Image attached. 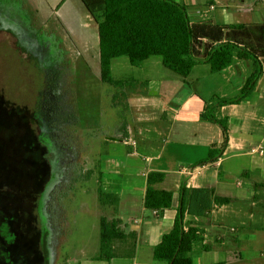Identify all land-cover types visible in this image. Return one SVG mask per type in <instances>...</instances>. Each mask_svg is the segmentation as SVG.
<instances>
[{"label":"rangeland","instance_id":"374dc122","mask_svg":"<svg viewBox=\"0 0 264 264\" xmlns=\"http://www.w3.org/2000/svg\"><path fill=\"white\" fill-rule=\"evenodd\" d=\"M136 80L127 108L116 107V89L101 80L98 23L83 0H0V255L12 264H83L97 252L99 170L103 190L119 194L128 214L140 218L129 203H159V194L146 196L141 178L120 165L116 150L119 128L136 123L145 104L137 96L162 100L159 85ZM231 182V205L215 215L225 219L237 209L226 224L248 239L242 223L255 211L254 181L240 171ZM194 248L199 260L203 250Z\"/></svg>","mask_w":264,"mask_h":264},{"label":"crops","instance_id":"0c3cea01","mask_svg":"<svg viewBox=\"0 0 264 264\" xmlns=\"http://www.w3.org/2000/svg\"><path fill=\"white\" fill-rule=\"evenodd\" d=\"M174 1L187 8L195 28L196 58L205 60L213 46L236 41L241 43V47L259 49L257 60L253 65L249 63L251 59L235 58L230 67L219 73H212L208 63L200 62L193 69L195 78L188 81L190 84L183 82L182 78L176 79L172 75L175 73L167 72L159 57L150 58L142 68L133 67L127 56H123L127 60L116 58L112 61L114 78H138L149 88L157 84L162 97V100H157L137 96L138 102H145L138 106L137 122L124 123L115 137L118 144L116 150L124 159L120 165L141 178V188L146 196L148 175L161 173L163 177L161 182L152 186L153 193L160 195L159 203H152L154 206L129 203L130 207H139V219L124 211L128 205L120 202L119 218L124 223L125 231L137 235L133 251L126 249L123 258L101 261L97 259V249L83 264H166L155 260L154 250L162 236L173 228L183 187L213 188L218 199L230 200V203L217 207L204 218L186 216L185 221L203 233L204 241L194 248V251L201 248L203 254L199 260L193 257L194 264H236L233 263L234 259L246 264H264V248L258 250L264 243V155L250 153L253 148H264V36L260 31L264 26V4L257 0ZM238 25H247L248 28L239 30L235 28ZM257 64L261 74L256 86L246 97L234 103L243 97L247 84L257 71ZM215 100L226 102L216 108V115L227 127L228 144L215 163L195 169L196 164L209 157L211 146L218 148L223 143L220 124L208 122L202 116L207 106ZM158 101L162 103L160 109ZM139 149L147 156H137ZM174 151L176 156L172 155ZM146 159H149L148 163ZM99 171L105 185V172ZM240 171L246 172L247 178L254 181L256 190V204L252 205H256L255 211H252L248 221L245 219L242 223L243 228L251 230L248 239L245 234L239 233V228H229L226 224V219L238 217L237 209L235 212L227 211L225 219L215 215V212L231 205L229 191L234 185L231 180ZM236 185L242 186V183L237 182ZM156 211L158 215L154 214ZM229 232L233 234L232 237H228ZM243 246L246 250L240 251Z\"/></svg>","mask_w":264,"mask_h":264},{"label":"trees","instance_id":"16d2710c","mask_svg":"<svg viewBox=\"0 0 264 264\" xmlns=\"http://www.w3.org/2000/svg\"><path fill=\"white\" fill-rule=\"evenodd\" d=\"M83 3L95 15L98 23L101 80L116 89L112 96L116 107L122 106L126 109L127 89L139 85L136 80L113 77L112 61L116 58L127 56L133 67L142 68L150 58L159 57L165 68L179 75L187 84H190L188 78L200 62L208 63L212 73H219L230 67L235 58L257 60L259 49L241 47V43L236 41H226L213 46L205 60L196 58L194 54L197 42L195 28L191 23L187 8L174 0H83ZM235 28L245 30L248 27L238 25ZM261 29L264 36V26ZM257 67L259 68L258 64ZM260 72L256 71L247 84L243 97L234 103L253 91ZM225 103L224 100L213 101L202 115L204 120L220 124L223 129V143L218 148L211 146L209 157L196 164L195 169L215 163L227 147L229 140L227 127L216 115V108ZM92 174V170H87L86 178L90 179ZM245 174L246 172L243 173ZM162 177L161 173L148 175L147 194L154 192L152 186L161 182ZM98 183L97 199L101 216L99 218L97 259L101 261L120 259L124 257L126 249L133 251L136 247L137 235L134 232L125 231L124 223L119 218L121 198L119 194L103 190L101 173H99ZM179 198L173 228L163 235L156 245L154 258L166 264H194L193 248L196 244L202 243L204 239L198 227L185 221L186 216L204 218L206 211L230 203V200L218 199L213 188L190 187H183ZM1 258L7 261L4 263ZM0 264H12V257L3 253L0 255Z\"/></svg>","mask_w":264,"mask_h":264},{"label":"built area","instance_id":"2783aa9c","mask_svg":"<svg viewBox=\"0 0 264 264\" xmlns=\"http://www.w3.org/2000/svg\"><path fill=\"white\" fill-rule=\"evenodd\" d=\"M258 3L260 4H264V0H257ZM251 154H258V155H264V148L263 147H257V148H253L251 149L250 151ZM213 210H209V211H206V216L207 215H210V213L212 212ZM155 215H158V211L154 212ZM234 231V229H233Z\"/></svg>","mask_w":264,"mask_h":264}]
</instances>
